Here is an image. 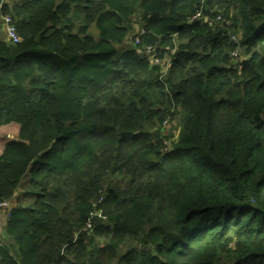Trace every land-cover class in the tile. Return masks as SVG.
Listing matches in <instances>:
<instances>
[{
	"label": "trees",
	"instance_id": "16d2710c",
	"mask_svg": "<svg viewBox=\"0 0 264 264\" xmlns=\"http://www.w3.org/2000/svg\"><path fill=\"white\" fill-rule=\"evenodd\" d=\"M30 2L0 0V264H264V0Z\"/></svg>",
	"mask_w": 264,
	"mask_h": 264
},
{
	"label": "built area",
	"instance_id": "2783aa9c",
	"mask_svg": "<svg viewBox=\"0 0 264 264\" xmlns=\"http://www.w3.org/2000/svg\"><path fill=\"white\" fill-rule=\"evenodd\" d=\"M10 0H2L3 4H7ZM199 17V14L196 16ZM2 20V23L0 24V28L2 31L6 34V41L11 43H18L20 41V37L18 34V30L15 27V22L11 16H3L0 18ZM217 22H224L227 26H230L232 22L230 20L223 19V16L220 15L217 17ZM144 30H141L139 32V35H144ZM233 40L238 42L236 37H233ZM141 44L140 37L138 36L136 41L132 44L133 47H137ZM141 53L144 54L147 58V60L150 62L152 67L159 68L162 63L161 57L158 55L156 51H153L151 48L148 49H141ZM162 76L160 73V80ZM14 211V206L11 201L3 200L0 201V214L6 215L8 219L12 217Z\"/></svg>",
	"mask_w": 264,
	"mask_h": 264
},
{
	"label": "crops",
	"instance_id": "0c3cea01",
	"mask_svg": "<svg viewBox=\"0 0 264 264\" xmlns=\"http://www.w3.org/2000/svg\"><path fill=\"white\" fill-rule=\"evenodd\" d=\"M33 2L34 0H10L9 4L11 6V10H14V8H17V11H14V16L20 20V21H24L23 23L26 24L27 26L29 25V20L28 17H24L20 15V9L21 6L24 4H28L29 2ZM63 0H54V4L55 6L57 4H60ZM30 2V3H31ZM55 8V7H54ZM13 18V17H12ZM0 40L1 41H6V34L2 31V29L0 28ZM18 127L15 125H8L5 127H2L0 129V151H2L4 143L8 140H15L18 138ZM26 188H21L20 192L25 191ZM19 193L16 194V197L11 201L14 209L16 207L19 206ZM15 204V205H14ZM16 206V207H15ZM8 226V218L6 215L0 214V243H4L5 242V234H6V227Z\"/></svg>",
	"mask_w": 264,
	"mask_h": 264
},
{
	"label": "rangeland",
	"instance_id": "374dc122",
	"mask_svg": "<svg viewBox=\"0 0 264 264\" xmlns=\"http://www.w3.org/2000/svg\"><path fill=\"white\" fill-rule=\"evenodd\" d=\"M135 20H136V22H137V21H139V18H135ZM1 23H2V20H0V24H1ZM132 47H133V46H132ZM15 126H17V125H15ZM17 127H18V126H17ZM176 132H177V129H176V127H175V128L171 131V133L174 135V134H176ZM1 152H2V151H0V153H1ZM25 181H27V182L24 183L23 186H22L21 188H26V189H25V191H26V190L28 189V187H29V185H28V179H26ZM23 192H24V191H23ZM23 192H20V193H19V198H20V199H19L20 201H19V203H18L19 206H21V205L23 204V200H22L21 197H20V194H23ZM30 192H31V191H30ZM29 200L31 201L32 198H30ZM14 205H15V204H14ZM15 207H16V206H15ZM8 223H9V219H8ZM6 229H7V227H6ZM5 235H6V234H5ZM0 236H1V235H0Z\"/></svg>",
	"mask_w": 264,
	"mask_h": 264
},
{
	"label": "water",
	"instance_id": "95a60500",
	"mask_svg": "<svg viewBox=\"0 0 264 264\" xmlns=\"http://www.w3.org/2000/svg\"><path fill=\"white\" fill-rule=\"evenodd\" d=\"M138 34L136 33L134 36L129 37L130 46L136 41Z\"/></svg>",
	"mask_w": 264,
	"mask_h": 264
},
{
	"label": "clouds",
	"instance_id": "9594fccd",
	"mask_svg": "<svg viewBox=\"0 0 264 264\" xmlns=\"http://www.w3.org/2000/svg\"><path fill=\"white\" fill-rule=\"evenodd\" d=\"M133 45H131L130 47H132Z\"/></svg>",
	"mask_w": 264,
	"mask_h": 264
}]
</instances>
